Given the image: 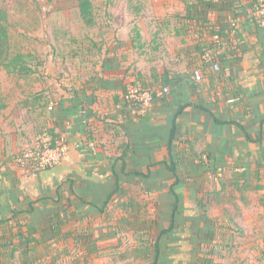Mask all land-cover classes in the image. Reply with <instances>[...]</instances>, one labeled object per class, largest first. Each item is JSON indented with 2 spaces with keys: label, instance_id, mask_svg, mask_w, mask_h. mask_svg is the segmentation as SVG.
Returning <instances> with one entry per match:
<instances>
[{
  "label": "crops",
  "instance_id": "obj_1",
  "mask_svg": "<svg viewBox=\"0 0 264 264\" xmlns=\"http://www.w3.org/2000/svg\"><path fill=\"white\" fill-rule=\"evenodd\" d=\"M205 1L215 7L198 16L237 49L217 55L219 71L203 64L200 27L181 34L179 25L166 29L185 41L166 48L174 65H132L131 43L122 41L106 49L94 78L47 92L46 103L33 108L1 110L0 259L18 249L35 260L63 258L62 264H263L261 227L245 233L252 239L249 247L234 240L227 245L235 247L207 248L225 218L216 214L213 199L209 208L201 203L206 190L223 193L230 177L259 196L260 211L251 217L263 223L264 29L252 19L258 0ZM231 20L239 24L232 39ZM135 81L169 92L149 108L131 107L124 93ZM12 108L18 110L12 114ZM61 137L68 153L60 165L28 171L13 163L14 155L38 139ZM171 159L178 182L168 167ZM118 180L121 194L109 201ZM176 198L172 231L161 234L170 227ZM239 204L238 217L229 212L243 221L248 212ZM151 217L157 224L142 249L134 236L116 231L138 229ZM207 224L214 230L205 233ZM88 228L97 242L85 248L86 263L74 262L68 257L73 235Z\"/></svg>",
  "mask_w": 264,
  "mask_h": 264
},
{
  "label": "rangeland",
  "instance_id": "obj_2",
  "mask_svg": "<svg viewBox=\"0 0 264 264\" xmlns=\"http://www.w3.org/2000/svg\"><path fill=\"white\" fill-rule=\"evenodd\" d=\"M192 1L195 2L93 0L94 24L88 25L80 13L78 0H0V12L6 15L9 36L6 59L0 64V116L6 105L21 108L27 105V101H34L39 94L47 97V92L53 95L54 91L65 86L78 85L94 78L103 62L104 50L122 41L131 43L128 57L132 65L139 63L146 68L162 63L174 65L176 59L165 55L166 48L174 49L185 41L181 36H174V31L166 29L173 30L180 25L178 31L181 33L182 27L187 24L182 15ZM17 57H21L23 71L8 72L6 64ZM43 102H46V98ZM17 110L12 108L11 113ZM225 182L223 185L227 187L224 192L212 195L216 214L224 217L225 222L217 225L213 236L216 240L206 243V246L235 247L227 245L235 240V243L239 241V246L249 247L252 239L246 234L253 232L255 227H261L264 232V213L261 214L262 224H256L251 217L260 211V208L255 207L259 196L246 193L241 182L236 179L228 177ZM187 198L184 197L180 208ZM239 199L241 201L238 202ZM239 203L248 212L243 221L231 214L235 212V217L239 216ZM246 221L252 223L248 228L241 227L240 222ZM212 228V225L207 224L203 229L207 233ZM128 233L135 237L138 245L143 232L132 229ZM15 252L13 255L9 252L4 260L0 259L2 264L53 263L52 259H42L44 257L39 260L30 255L24 257L18 249ZM56 261L57 264L64 262L63 258Z\"/></svg>",
  "mask_w": 264,
  "mask_h": 264
},
{
  "label": "trees",
  "instance_id": "obj_3",
  "mask_svg": "<svg viewBox=\"0 0 264 264\" xmlns=\"http://www.w3.org/2000/svg\"><path fill=\"white\" fill-rule=\"evenodd\" d=\"M192 2L188 3V7L185 8V12L182 15V18L184 20H186L187 24L182 27L181 34L188 33V30L190 29L191 25H193L194 29H197V27H200L199 30L201 33L198 35V40L202 44L203 64L214 70V65H216L217 62L219 61L217 58V55H219L220 52H223L226 54H234V52L237 49L233 44L231 45V42H229L228 46L225 48H223L220 44H216L213 41L214 35H216L217 33L221 34L222 37H225L226 35L224 33H222L220 30H215L211 27L206 26V21L204 20V18L201 15L198 16V13L199 14L200 13H206L209 10H213L215 7V5H213V4H215V3L214 2H208L205 0H195V2L194 1H192ZM78 6H79L80 13H81L82 17L84 18V20L86 21V23L88 25H93L94 24L93 0H78ZM225 7L226 8L229 7L227 5V3H225ZM5 21H6V15L3 12H0V64L5 62L6 50H7L8 43H9L8 28L6 27ZM197 31H198V29H197ZM105 51L106 50H104V53H105ZM20 59H21V57H17L13 61H10L6 64V68H7L8 72H10V73H13V72L21 73L23 71V66H21V60ZM134 84H136V85L139 84V85H142L146 88L159 90L158 88L150 87L149 85L144 84L142 82L135 81ZM45 98H46L45 96H42V94H39V95L35 96L34 101H27L26 107H32L33 108L37 105L38 101L41 102V101L45 100ZM157 98H160V97H156V95H155V100ZM52 141L54 142L55 140H52ZM168 167L171 170V172L173 173L174 177L176 178V182H178L179 178L176 174V164L172 159L170 160ZM120 191H121L120 190V182L118 180L116 182V188H115L113 194L110 196L109 201L112 199V196L121 194ZM172 194L176 197L175 193H172ZM213 194H214V192L206 190L204 198L201 201L202 205L205 208H209V204H211V199H212ZM176 200L177 201L174 205L170 227L168 229H163L160 232L161 234H167L170 231H172L175 214L178 212L177 204H178L179 199L176 198ZM111 201H114V199H112ZM107 207L109 208L108 205H107ZM156 224H157V222L151 217L149 222H148V220L143 221L142 225L141 226L139 225L140 227H138V229H137L138 232L139 231L143 232L140 235L141 239H140V243H138L139 248H141V249L144 248L145 243L146 244L148 243L147 240L152 235V233L154 231L153 228H155ZM128 230H130V229H128L127 227H124V226H121L120 229H116V231H118V233H120V234H126V233H128ZM73 236H74L73 237L74 247L69 252L68 257L70 259H72V261H74V262L86 263L87 260H89V255L85 251V248H87V246H92V245H94L95 242H97L96 240H94V234H93L92 230L90 228H88L86 231H83V233H76ZM3 244H4L3 241L0 239V248ZM139 248H137V249H139ZM156 250H158V248ZM120 255H121L120 256L121 258L124 257L123 254H120ZM46 263H48V262H42V263H38V264H46ZM61 263H59V264H61ZM52 264H57V261L56 260L53 261Z\"/></svg>",
  "mask_w": 264,
  "mask_h": 264
},
{
  "label": "built area",
  "instance_id": "obj_4",
  "mask_svg": "<svg viewBox=\"0 0 264 264\" xmlns=\"http://www.w3.org/2000/svg\"><path fill=\"white\" fill-rule=\"evenodd\" d=\"M252 19L255 25L264 29V0H258L253 9ZM239 24L236 20L230 21L231 33H227L228 38L232 39L238 31ZM216 44H220L223 48L227 47L229 40L222 37L221 34H216L213 37ZM214 70L219 71L220 68L216 64ZM195 80L202 81V74L196 71ZM169 89H150L142 85L131 83L127 86L124 99L127 104L135 108H149L155 102L156 97L162 98L168 94ZM68 153V143L66 138L61 137L54 142L51 140L38 139L32 145L26 147L20 153L12 157V161L17 166L28 171H40L52 169L62 163Z\"/></svg>",
  "mask_w": 264,
  "mask_h": 264
}]
</instances>
